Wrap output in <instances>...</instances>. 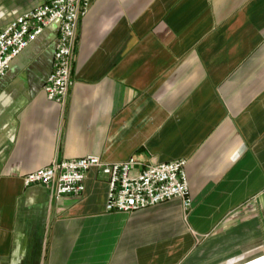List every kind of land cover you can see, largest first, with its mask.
<instances>
[{"label":"crops","instance_id":"obj_1","mask_svg":"<svg viewBox=\"0 0 264 264\" xmlns=\"http://www.w3.org/2000/svg\"><path fill=\"white\" fill-rule=\"evenodd\" d=\"M45 1L0 0V31ZM58 31L0 79V264H264V0H91L63 105ZM87 155L187 159L191 210L107 211L96 170L83 197L24 184Z\"/></svg>","mask_w":264,"mask_h":264},{"label":"built area","instance_id":"obj_2","mask_svg":"<svg viewBox=\"0 0 264 264\" xmlns=\"http://www.w3.org/2000/svg\"><path fill=\"white\" fill-rule=\"evenodd\" d=\"M91 0H46L20 15L0 31V79L19 57L52 24L59 25L52 70L43 90L50 101L65 104L74 84L75 55L79 45L81 19ZM185 158L148 164L139 169L136 157L106 163L97 155L55 161L23 177L26 187L39 185L51 197H83L90 171L101 172L108 181L106 210L130 213L168 202L182 201L188 213L193 206Z\"/></svg>","mask_w":264,"mask_h":264}]
</instances>
